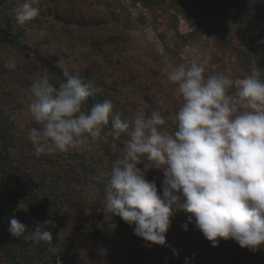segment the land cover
<instances>
[{
    "label": "clouds",
    "instance_id": "1",
    "mask_svg": "<svg viewBox=\"0 0 264 264\" xmlns=\"http://www.w3.org/2000/svg\"><path fill=\"white\" fill-rule=\"evenodd\" d=\"M39 4L22 0L14 9L17 23L38 18ZM3 67L15 70L16 64L8 61ZM63 76L57 83L44 71L28 89L27 111L37 125L28 138L36 156L91 150L110 137L120 155L111 165L104 211L134 225L135 235L167 247L166 234L180 210L187 214L181 228L187 232L194 224L213 248L233 240L242 249L264 250V80L259 70L233 80L219 72L205 76L196 62L174 67L167 79L180 106L171 116V129L159 110H139L128 121L112 114L111 100L87 107L101 89L67 66ZM124 134L128 139L118 149ZM145 158L151 168L146 169ZM149 169L163 173L162 194L156 181L147 179ZM48 224L37 221L29 229L11 218L8 231L33 245H53ZM55 264L61 261L56 258Z\"/></svg>",
    "mask_w": 264,
    "mask_h": 264
},
{
    "label": "rangeland",
    "instance_id": "2",
    "mask_svg": "<svg viewBox=\"0 0 264 264\" xmlns=\"http://www.w3.org/2000/svg\"><path fill=\"white\" fill-rule=\"evenodd\" d=\"M20 3L0 0V27L17 43L0 41V108L22 130L34 123L28 89L46 71L37 56H57L61 68L91 81L101 89L97 103L111 100L112 114L122 120L131 121L139 110H159L169 129L180 106L167 79L174 67L196 62L205 76L219 72L233 80L259 70L264 80V0H40V15L24 25L15 19ZM8 61L15 70L3 67ZM122 136L120 143L128 139ZM101 151L96 146L89 155L106 166ZM146 176L162 194L163 173L149 169ZM166 242V248L178 245L169 233ZM179 248L208 260L193 241ZM120 263L128 264L123 257Z\"/></svg>",
    "mask_w": 264,
    "mask_h": 264
},
{
    "label": "trees",
    "instance_id": "3",
    "mask_svg": "<svg viewBox=\"0 0 264 264\" xmlns=\"http://www.w3.org/2000/svg\"><path fill=\"white\" fill-rule=\"evenodd\" d=\"M0 41L17 44L3 27ZM37 60L58 81L64 79L57 56H37ZM1 98L0 106L4 103ZM98 99V94L89 97L87 107L97 104ZM3 113L0 108V264H55L56 258L61 264H121L120 257L128 264H264V250L242 249L233 240H221L213 248L194 224L185 232L180 223L187 221V214L180 210H176L168 231L177 247L149 244L135 235L134 225L104 211L111 165L120 155L113 150L110 137L91 151L69 148L36 156L28 132L37 125L32 123L22 130ZM116 144L122 149L123 143ZM96 146L103 148L106 166L91 160L89 153ZM20 203V208L15 207ZM11 218L29 229L34 222L49 221L46 230L53 235V245H33L14 238L8 231ZM192 241L205 251L207 261L192 250L179 248ZM101 249H107V254L101 256Z\"/></svg>",
    "mask_w": 264,
    "mask_h": 264
}]
</instances>
